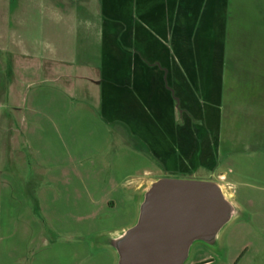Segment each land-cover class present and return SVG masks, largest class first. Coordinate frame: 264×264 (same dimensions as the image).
<instances>
[{
    "label": "rangeland",
    "instance_id": "rangeland-1",
    "mask_svg": "<svg viewBox=\"0 0 264 264\" xmlns=\"http://www.w3.org/2000/svg\"><path fill=\"white\" fill-rule=\"evenodd\" d=\"M15 20L21 41H6L0 50V264H116L113 250L97 236L132 225L141 189L157 177L217 181L233 191L240 208L221 232L219 247L195 243L186 264H264V114L254 137L263 144L244 151L237 146L232 157L224 150L218 160L216 114L205 119L194 113L193 153L176 146V160L163 164L159 148L155 155L123 123L121 73L94 80L83 70L81 61L89 58H98L101 70L108 67L115 53L102 46L104 34L96 40L60 24L64 48L46 53L57 59L61 52L65 60L32 59L24 51L40 53L43 40L57 41L58 26L37 16ZM227 23V58L241 62L243 89L249 62L264 61V0H229ZM104 135L106 153L84 156ZM141 179L145 183L135 190ZM38 234L46 242L42 249L33 240Z\"/></svg>",
    "mask_w": 264,
    "mask_h": 264
},
{
    "label": "crops",
    "instance_id": "crops-1",
    "mask_svg": "<svg viewBox=\"0 0 264 264\" xmlns=\"http://www.w3.org/2000/svg\"><path fill=\"white\" fill-rule=\"evenodd\" d=\"M80 1L0 0V50L6 47V41H21L13 27L16 17L37 16L58 26L57 41H42L39 49L45 54L24 51L32 59L65 60L61 52L57 59L46 53L64 48L65 37L61 36L65 34H60V24L68 23L71 32L81 30V34L96 40L104 34L102 46L115 53H111V59L106 56L108 67L102 65L106 69L101 70V61L89 58L81 61L83 70L88 74L91 71L94 80L121 73L123 123L129 124L132 135L151 147L155 155L159 148L163 164L176 160V146L193 153L194 113L216 114L218 160L224 150L232 157L237 154V146L244 151V146L263 144L254 137L257 129L263 128L260 116L264 114V61L254 58L249 62V77L244 80L247 84L241 89V68H237L241 62L227 58L229 0H83L84 4H79ZM20 23L15 20L14 24ZM259 62L262 68L254 75V66ZM47 111L63 112L61 108ZM247 129L250 134L246 137L242 132ZM228 130H235L237 137L229 136ZM101 142L83 155L105 154L107 135ZM220 179L230 187L224 173ZM143 183L144 179L139 180L135 190ZM225 191L235 198L233 191ZM34 237L36 248L42 249L45 240L39 234Z\"/></svg>",
    "mask_w": 264,
    "mask_h": 264
},
{
    "label": "water",
    "instance_id": "water-1",
    "mask_svg": "<svg viewBox=\"0 0 264 264\" xmlns=\"http://www.w3.org/2000/svg\"><path fill=\"white\" fill-rule=\"evenodd\" d=\"M240 208L217 181L153 178L141 190L135 222L99 233L116 264H186L195 243L216 249Z\"/></svg>",
    "mask_w": 264,
    "mask_h": 264
}]
</instances>
